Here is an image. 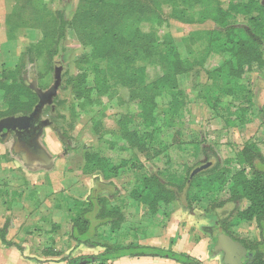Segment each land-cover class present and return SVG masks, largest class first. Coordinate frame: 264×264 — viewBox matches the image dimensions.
<instances>
[{
  "label": "rangeland",
  "instance_id": "obj_1",
  "mask_svg": "<svg viewBox=\"0 0 264 264\" xmlns=\"http://www.w3.org/2000/svg\"><path fill=\"white\" fill-rule=\"evenodd\" d=\"M248 2L203 0L190 8L185 0H168L158 7L161 20L151 15L140 23L143 32L160 40L170 35L181 58L193 64L190 73L178 76L179 88L156 91V119L147 126L133 89L116 80L106 58L92 57L91 47L69 26L60 45L56 10L71 21L75 13L94 10V0H0V77L7 73L5 82L18 83L25 76L28 84L34 74L45 91L55 85L54 61L60 60L64 68L54 98L56 114L48 108L44 112L56 125V130L45 128L41 137L50 167H27L13 156L10 144L0 142V225L10 223L6 212L20 203L21 188L41 183L37 193L43 207L38 213L43 219L32 223L21 243L32 251L59 247L57 260H68L75 244L69 237L70 219L84 208L92 190L100 189L106 208H118L124 219L115 231L109 224L96 227L99 242L158 248L156 257L164 264H237L218 240L230 236L264 257V228L239 215L248 201L228 199L232 175L244 167L239 151L251 142L264 152V41L256 45L263 64L225 82L211 75L225 60L219 50L227 28L254 26L250 19L258 11L236 10ZM258 2L264 6V0ZM85 24H92L91 19ZM132 66L144 68L147 84L163 73L158 56H138ZM7 109L0 91V115ZM122 122L147 150L139 151L123 137ZM86 154L102 157L109 175L85 167ZM208 161L217 165L215 173L201 171L189 179ZM215 174L212 185L208 180ZM156 182L167 184L176 197L152 211L147 200L157 190Z\"/></svg>",
  "mask_w": 264,
  "mask_h": 264
},
{
  "label": "trees",
  "instance_id": "obj_2",
  "mask_svg": "<svg viewBox=\"0 0 264 264\" xmlns=\"http://www.w3.org/2000/svg\"><path fill=\"white\" fill-rule=\"evenodd\" d=\"M167 1L94 0V10L89 8L83 10L82 13H80L81 11L75 13L71 21L67 20L62 10L55 12L59 20L58 39L60 45L69 26L81 42L91 47L92 57L106 58L109 70L116 80L121 85L133 89L132 97L140 104L142 122L147 126L156 119V91L161 88L176 90L179 88L178 76L190 73L193 68L192 63L181 58L170 35L164 36L160 40L154 33L143 32L140 28V23L149 20L151 15L155 16L157 20H161L162 15L158 7ZM249 1L241 6V9L236 10L244 14L258 11V15L250 19L254 26H241L244 27L242 29L235 26L227 28L226 41L223 42L221 50H219L225 54V60L211 72V75L220 77L224 82L228 79L240 78L245 72L251 71L254 64H263L262 54L256 50V45L264 41V6L260 5L258 0ZM171 2L175 3V0H171ZM185 2L188 7L193 8L203 0H185ZM87 18L91 19L93 25L85 24ZM27 50L30 51L29 48ZM138 56H158L163 65V73L160 78L147 84L144 68L140 67L134 70L132 66ZM29 62L32 63L33 59L29 58ZM7 76V73H3L0 77V91L3 101L8 107L7 111L0 116L30 112L37 102L35 92L28 87L23 77L18 83H7L5 82ZM121 128L123 137L132 146H136L141 152L148 149L145 148L146 144L137 133L127 126L126 122H122ZM238 157L239 163L244 167L232 175L228 199L229 201L246 199L248 205L246 209L239 212L240 218L255 220L258 227L262 229L264 228V152L255 143L248 142L239 151ZM88 166L97 168L104 175H109L107 163L100 156L86 154L85 167ZM246 167L249 169L248 171ZM216 169L217 165L211 166L201 173H215ZM216 178H218V174L213 175V178L208 182L213 185L216 183ZM149 181L146 180L147 188L150 187ZM156 186L157 190L155 189L152 198L147 200L152 211H156L161 203H169L176 197L175 191L168 188L167 184L156 182ZM101 193L100 189H93L84 208L79 209L71 217L69 237L77 244L101 246L104 251L98 255L63 259L66 264H108L112 259L123 256H160L161 250L155 247L132 243L113 245L95 240L96 227L109 224L112 231H115L124 219L123 213L118 208H106ZM95 219L97 223L93 225ZM9 225L8 222H5L0 228V238L3 243L7 244L9 243L6 240V233ZM247 249L253 251L251 247ZM173 256L175 257V255ZM185 264L197 263L190 260ZM248 264H264L263 253L258 250L253 252V257Z\"/></svg>",
  "mask_w": 264,
  "mask_h": 264
},
{
  "label": "crops",
  "instance_id": "obj_3",
  "mask_svg": "<svg viewBox=\"0 0 264 264\" xmlns=\"http://www.w3.org/2000/svg\"><path fill=\"white\" fill-rule=\"evenodd\" d=\"M33 183L35 182H30V184ZM37 185L34 187L23 186L20 190L22 193L18 197L20 203L15 207H11V211L6 212L7 215H10V225L6 233V240L9 244L3 243L0 238V264H66V261L63 259L57 260L56 252L62 251L59 247L47 246V248H44V246H41L40 249L34 248L32 251V248L27 244L21 243L23 242V237L24 239L29 237L28 232L32 223L43 219L42 215L38 213L39 209H42L43 203L37 193V191L40 193V187L43 186L41 183ZM34 193H36V196L31 199ZM12 210H16L15 214H12ZM33 210L35 213H30ZM2 226L0 225V228ZM72 247L70 259L78 256L98 255L104 251V248L101 246H89L77 244L76 242ZM47 252L48 255H46ZM108 264H164V261L151 255L123 256L112 259Z\"/></svg>",
  "mask_w": 264,
  "mask_h": 264
},
{
  "label": "water",
  "instance_id": "obj_4",
  "mask_svg": "<svg viewBox=\"0 0 264 264\" xmlns=\"http://www.w3.org/2000/svg\"><path fill=\"white\" fill-rule=\"evenodd\" d=\"M63 65L60 60L54 61V72L53 78L55 81V85L51 86L48 90L43 91L37 86V80L34 74H31L32 80L29 82V88L35 92L38 97V103L36 104L34 110L30 114H19V115H11L0 121V132L4 130H13L18 132L19 130H24L29 127L31 122L40 118V113L42 108L46 104H52L53 99L56 97L58 88L62 82L63 78ZM45 121L41 123V127L45 125ZM39 159L42 161V164H47V153L44 150L38 151ZM212 162L208 161L203 163L201 166L196 167L190 174V179L198 174L201 171H204L210 168ZM219 242L221 244L222 251L228 253L233 256L237 264H248L252 257L253 252L251 250H247L243 243L239 240H235L230 236L226 238L219 237Z\"/></svg>",
  "mask_w": 264,
  "mask_h": 264
},
{
  "label": "flooded vegetation",
  "instance_id": "obj_5",
  "mask_svg": "<svg viewBox=\"0 0 264 264\" xmlns=\"http://www.w3.org/2000/svg\"><path fill=\"white\" fill-rule=\"evenodd\" d=\"M53 72H54V64H53ZM23 79L25 81V76H23ZM37 103H38V97L36 104ZM36 104L34 105L33 109L26 114H30L34 110ZM46 108L49 109L51 115L54 116L56 114L55 113L56 105L54 103V99L52 104L44 105L40 113V118L34 119L29 127L25 128L24 130H19L18 132L13 130H4L0 132V142L4 144H10L9 148L13 156L19 159L21 162L24 163L25 166L29 168H36V167L48 168L52 163L51 156L49 155L45 146L41 142V137L44 134L45 128L56 130V125L51 121V119L44 117V112ZM14 115H19V114H14ZM8 116H11V114L0 116V121ZM44 121L46 123L43 127H41V123ZM39 150H44L47 153L48 155L46 159L47 164H42V161L39 159L38 156Z\"/></svg>",
  "mask_w": 264,
  "mask_h": 264
}]
</instances>
